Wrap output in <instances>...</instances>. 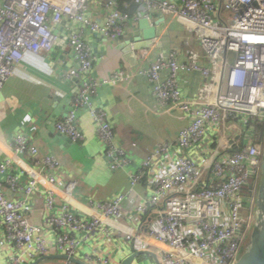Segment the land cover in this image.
Returning <instances> with one entry per match:
<instances>
[{
  "label": "built area",
  "instance_id": "2783aa9c",
  "mask_svg": "<svg viewBox=\"0 0 264 264\" xmlns=\"http://www.w3.org/2000/svg\"><path fill=\"white\" fill-rule=\"evenodd\" d=\"M132 2L136 10L129 13L119 9L118 0H106L105 16L92 19L89 0H0V89L16 71L17 63L28 57L45 58L52 50L57 40L54 25L63 17L79 24L76 29L63 25L68 32L66 48L74 51L78 62L77 67L63 73V78L79 79L80 85L71 100L73 109L55 123L60 134L74 142L81 140L75 110L88 109L109 169L126 168L129 153L115 143L107 114L94 106L93 96L102 84L136 76L145 77L151 84L161 113L178 110L190 118L174 146L158 144L130 175L131 187L143 177L151 179L149 195L137 205L139 217L151 210L156 213L147 229L143 230L139 221L126 232L124 238L131 251L148 250L136 245L145 235L164 247L157 257L159 264H235L247 248L246 237L254 222L252 213L244 214L241 190L251 178L259 182L262 144L250 133L231 140L243 134L249 122L264 124V0ZM154 14L195 33L200 52L188 48L182 54L143 49L125 78L115 73L100 81L88 75L95 56L85 40L86 30L116 42L131 23L142 17L151 21ZM191 72L203 78L194 97L183 94L179 80V75ZM233 143L240 148L231 150ZM190 149H196L198 159L189 154ZM11 150L12 156L0 159V250H9L7 264L37 260V264H51L45 260L49 254L46 232L56 253L76 257L82 251L92 264H109V257L97 250L85 251L95 234L104 239L119 235L105 220H117L126 194L109 201L90 200L86 205L88 217H83L71 209L66 197L63 202L58 199L55 170L60 161L55 156L39 157L37 147L23 133L13 135ZM24 156L32 159L33 165L25 163ZM19 173L24 180L19 179ZM5 185L22 196L9 198ZM32 196L43 202L40 223L31 222L25 213Z\"/></svg>",
  "mask_w": 264,
  "mask_h": 264
},
{
  "label": "crops",
  "instance_id": "0c3cea01",
  "mask_svg": "<svg viewBox=\"0 0 264 264\" xmlns=\"http://www.w3.org/2000/svg\"><path fill=\"white\" fill-rule=\"evenodd\" d=\"M105 1L89 0V15L92 19L105 16ZM120 1L118 0V3ZM154 17L159 15L154 14ZM134 24L135 22L126 28L131 31L132 38ZM164 30L167 34L164 35L162 31L151 39H145L143 47L136 51L129 61L123 58L121 50L116 49L115 41L93 42L97 47H104L106 54L100 57L99 62H94L88 75L100 81L115 73L125 78L134 69L136 59L143 49L152 48L155 53L176 50L182 54L187 48L200 52L195 33L189 32L182 25L170 22L165 17ZM67 59L65 58V61ZM85 77L84 75L82 80ZM179 80L185 96L194 97L199 94L203 84L199 73L181 74ZM65 81L67 80L63 78V74L52 68L44 57H28L16 64V71L7 78L0 89V159L12 156L11 143L14 134L26 135L37 147L39 157L53 155L60 161V166L55 170L57 187L61 192L58 191V199L63 202L66 197L70 201L71 209L83 217H88L86 205L90 200L109 201L119 194H126L120 204L117 220H105L112 229H117L119 235L104 239L100 234H95L89 240L85 251L93 253L97 250L99 254L109 257V264H120L132 253L128 241L124 238L126 232L137 227L140 222L144 226L143 230L147 229L156 214L151 210L139 217L137 205L149 195L151 179L143 177L131 187L130 175L138 171L141 162L158 144L167 142L174 146L179 131L189 123L190 118L178 110L161 113L151 84L145 77L136 76L130 80L123 79L114 84L98 86L93 96V104L106 112L114 131L115 143L123 146L130 156V164L126 168L110 170L88 109L78 107L75 110L77 125L83 134L81 140L74 142L55 129V123L73 109L71 100L80 85L79 79L69 84ZM195 151L196 149H190L189 154L198 159ZM22 158L25 163L33 165L32 159L27 156ZM13 167L17 174L19 167L16 158L13 160ZM24 178L25 176L19 173V179ZM5 190L9 198L22 196L11 191L8 185H5ZM62 192H66V195ZM43 210L41 199L32 196L27 200L25 213L31 222L40 223ZM0 233L3 234V231L0 230ZM45 234L49 250L45 260L51 264L65 263L64 259L53 257L59 253L52 250L50 233ZM136 245L146 247V251L152 252L155 257L142 254L131 264H158L157 257L164 250L162 245L149 241L145 235ZM7 253L8 249L0 250V264H7ZM75 258L92 264L83 256L82 251ZM31 263L27 261L22 264Z\"/></svg>",
  "mask_w": 264,
  "mask_h": 264
},
{
  "label": "water",
  "instance_id": "95a60500",
  "mask_svg": "<svg viewBox=\"0 0 264 264\" xmlns=\"http://www.w3.org/2000/svg\"><path fill=\"white\" fill-rule=\"evenodd\" d=\"M174 3H179L180 0H171ZM151 21L146 17L139 18L133 29L134 37H131V31L127 30L120 39L115 42V47L121 50L123 58L126 61L132 59L135 56L136 51L143 47V41L145 39H151L154 36L159 35L162 31L163 34H167L165 28V17L159 16L157 18L150 16ZM71 24L73 29H76L79 24L69 22L66 17H63L62 21L54 25L53 32L57 35V40L54 43L52 50L45 54V61L52 66V68L58 70L59 73H65L68 69L77 67L78 62L75 58V53L71 48L67 47L68 32L63 29V25ZM72 32V31H70ZM69 32V33H70ZM91 38V40H89ZM85 40L89 41L92 47V52L95 56L94 62H99L101 56L106 54L104 47L93 44L97 41H107V38L101 34L90 32L86 30ZM65 58H68L65 61ZM74 60V62L72 61ZM76 81V79L65 81L67 84ZM254 222L249 233L248 245L245 251L241 254L235 264H264V142L262 145V164L260 168L259 183L257 187L255 197V209H254ZM150 255L153 258L154 254L150 251H134L125 257L120 264H131L132 261L139 255ZM54 258L64 259L69 263L74 264H86L81 260L73 256L65 254H57ZM47 258V257H46ZM39 260L32 264H37ZM159 264V262H157Z\"/></svg>",
  "mask_w": 264,
  "mask_h": 264
},
{
  "label": "trees",
  "instance_id": "16d2710c",
  "mask_svg": "<svg viewBox=\"0 0 264 264\" xmlns=\"http://www.w3.org/2000/svg\"><path fill=\"white\" fill-rule=\"evenodd\" d=\"M119 9L121 11H127L129 13H132L136 10V5L132 2V0H121L118 3ZM232 119V117H230ZM247 133L252 134L253 139L256 143L262 144L264 142V124H261L258 120H254L253 122H249L248 127L246 128V131L243 134L234 136V140L232 139L231 142H235L237 140H240V138H243V135L245 136ZM240 146L236 143H233L231 150L239 149ZM258 180L255 182L254 178H251L247 185H245L242 190L241 194L244 198V205L245 210L244 214L248 215L249 213L254 214L255 209V197L258 187ZM254 200V203L252 202ZM249 240V235H248ZM248 243V241H247Z\"/></svg>",
  "mask_w": 264,
  "mask_h": 264
},
{
  "label": "rangeland",
  "instance_id": "374dc122",
  "mask_svg": "<svg viewBox=\"0 0 264 264\" xmlns=\"http://www.w3.org/2000/svg\"><path fill=\"white\" fill-rule=\"evenodd\" d=\"M247 241H248V235H247V237H246V246H247Z\"/></svg>",
  "mask_w": 264,
  "mask_h": 264
}]
</instances>
